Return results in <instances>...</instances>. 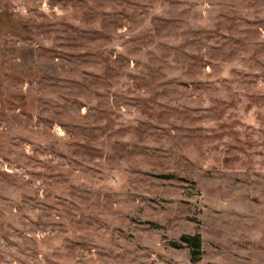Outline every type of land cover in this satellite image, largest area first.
<instances>
[{"label":"rangeland","instance_id":"374dc122","mask_svg":"<svg viewBox=\"0 0 264 264\" xmlns=\"http://www.w3.org/2000/svg\"><path fill=\"white\" fill-rule=\"evenodd\" d=\"M0 264H264V0H0Z\"/></svg>","mask_w":264,"mask_h":264},{"label":"trees","instance_id":"16d2710c","mask_svg":"<svg viewBox=\"0 0 264 264\" xmlns=\"http://www.w3.org/2000/svg\"><path fill=\"white\" fill-rule=\"evenodd\" d=\"M182 240L187 242L193 248L192 249L193 259L198 260L201 257V245H202L201 235L200 234L184 235L182 237Z\"/></svg>","mask_w":264,"mask_h":264}]
</instances>
